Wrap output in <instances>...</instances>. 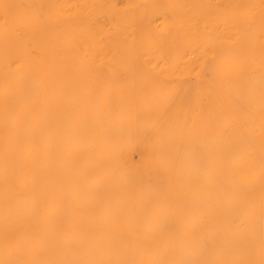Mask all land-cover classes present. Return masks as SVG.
<instances>
[{"label":"bare ground","instance_id":"1","mask_svg":"<svg viewBox=\"0 0 264 264\" xmlns=\"http://www.w3.org/2000/svg\"><path fill=\"white\" fill-rule=\"evenodd\" d=\"M0 264H264V0H0Z\"/></svg>","mask_w":264,"mask_h":264}]
</instances>
